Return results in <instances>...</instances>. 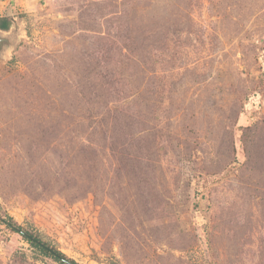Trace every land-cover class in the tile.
I'll use <instances>...</instances> for the list:
<instances>
[{"label":"rangeland","instance_id":"1","mask_svg":"<svg viewBox=\"0 0 264 264\" xmlns=\"http://www.w3.org/2000/svg\"><path fill=\"white\" fill-rule=\"evenodd\" d=\"M9 1L0 218L76 264H264V0ZM0 264L61 263L0 221Z\"/></svg>","mask_w":264,"mask_h":264},{"label":"trees","instance_id":"2","mask_svg":"<svg viewBox=\"0 0 264 264\" xmlns=\"http://www.w3.org/2000/svg\"><path fill=\"white\" fill-rule=\"evenodd\" d=\"M9 26V21L5 17H0V29L8 30ZM0 221L11 231L20 234L25 241L30 243L43 255L49 256L61 264H76L72 259L67 258L65 254L60 252L57 248L51 247L39 235L31 230L23 228L12 217L4 216L3 218H0Z\"/></svg>","mask_w":264,"mask_h":264},{"label":"water","instance_id":"3","mask_svg":"<svg viewBox=\"0 0 264 264\" xmlns=\"http://www.w3.org/2000/svg\"><path fill=\"white\" fill-rule=\"evenodd\" d=\"M13 32V28L10 27L8 30L0 29V57H2L3 53L12 48L14 43L17 41L16 38H12L11 33ZM13 36H17L14 34Z\"/></svg>","mask_w":264,"mask_h":264},{"label":"crops","instance_id":"4","mask_svg":"<svg viewBox=\"0 0 264 264\" xmlns=\"http://www.w3.org/2000/svg\"><path fill=\"white\" fill-rule=\"evenodd\" d=\"M10 1L8 2V4L10 3ZM3 4H6V0H0V17H7L10 20H12L11 27H13L14 26V19H15V17L13 16L14 15L13 9H10V8L7 9L6 7L3 6ZM2 8L4 10L6 9L7 11L5 10V12H3V9Z\"/></svg>","mask_w":264,"mask_h":264},{"label":"flooded vegetation","instance_id":"5","mask_svg":"<svg viewBox=\"0 0 264 264\" xmlns=\"http://www.w3.org/2000/svg\"><path fill=\"white\" fill-rule=\"evenodd\" d=\"M2 18H3V17H2ZM5 18H6V19L9 21V24H10L9 28H10V27H11V25H12V23H11V22H12V20H10V19H9V18H7V17H5ZM9 28H8V29H9Z\"/></svg>","mask_w":264,"mask_h":264}]
</instances>
